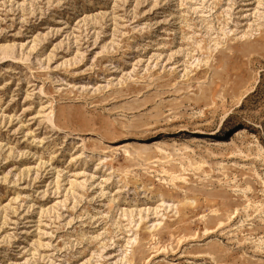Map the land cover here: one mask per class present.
Returning <instances> with one entry per match:
<instances>
[{"label":"rangeland","instance_id":"obj_1","mask_svg":"<svg viewBox=\"0 0 264 264\" xmlns=\"http://www.w3.org/2000/svg\"><path fill=\"white\" fill-rule=\"evenodd\" d=\"M242 126L264 0H0V264H264Z\"/></svg>","mask_w":264,"mask_h":264},{"label":"bare ground","instance_id":"obj_2","mask_svg":"<svg viewBox=\"0 0 264 264\" xmlns=\"http://www.w3.org/2000/svg\"><path fill=\"white\" fill-rule=\"evenodd\" d=\"M240 134H242L243 138L248 142V145H249V149H247L248 151H244L242 150L238 145H235V147L237 148V150H239L240 152H242V154H245L246 157L248 158H251V159H254V160H262L264 161V146L261 147V137L259 136V134L254 130L252 129L251 127H248V126H242L240 128V131H239ZM241 136V135H240ZM253 146H256V150H254V147ZM253 147V148H252ZM159 150V149H158ZM162 152V151H161ZM165 156V155H164ZM202 163V162H201ZM200 163V164H201ZM205 163V162H204ZM203 163V164H204ZM199 164V163H198ZM166 169V168H165ZM164 170V169H163ZM167 171V170H166ZM166 171H164L166 173ZM173 174V172H172ZM171 174V180L174 181L173 179H175L177 176H174ZM184 178V177H183ZM247 188L250 189V187L248 186ZM246 188V189H247ZM236 190V189H235ZM250 204V202L248 203V205ZM213 214L215 213H218L219 210L217 209H214L213 210ZM204 218L205 216L202 215ZM214 220L218 221L217 223L218 224H222L223 221L221 220L222 217L219 215V214H215L214 217H213ZM211 223V222H210ZM186 228V227H185ZM188 230V229H187ZM210 230H213L211 229V227L209 226V224H206L205 225V233L209 232ZM211 232V231H210ZM188 233V232H187ZM186 236V235H185ZM190 236V235H188ZM259 243H264V240L263 239H259ZM216 246V245H215ZM216 248V247H215Z\"/></svg>","mask_w":264,"mask_h":264}]
</instances>
